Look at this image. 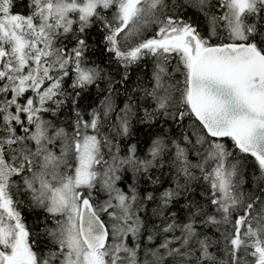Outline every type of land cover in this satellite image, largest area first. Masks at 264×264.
<instances>
[{
    "label": "snow or ice",
    "instance_id": "1",
    "mask_svg": "<svg viewBox=\"0 0 264 264\" xmlns=\"http://www.w3.org/2000/svg\"><path fill=\"white\" fill-rule=\"evenodd\" d=\"M0 264H264V0H0Z\"/></svg>",
    "mask_w": 264,
    "mask_h": 264
},
{
    "label": "trees",
    "instance_id": "2",
    "mask_svg": "<svg viewBox=\"0 0 264 264\" xmlns=\"http://www.w3.org/2000/svg\"><path fill=\"white\" fill-rule=\"evenodd\" d=\"M96 37H95V34L93 35V42L95 41ZM93 59L96 60V62L98 64H100V66L102 68L105 69L106 72H109V73H113V69L115 68V65H109L107 63V54H105V57L104 58H101L99 55H96V56H93ZM122 71V69H121ZM114 74V73H113ZM142 75V72L137 69L135 66H133L131 72H130V79H129V88H131L132 86H134L136 80H137V77L138 76H141ZM118 78V77H117ZM68 83L70 84L71 81H68ZM101 87H103V83L101 84ZM84 99L81 101V106L84 107V106H89L92 104V101L89 99V96L91 95L92 97H95L96 95V89L93 87L91 88L89 91H86L84 94ZM123 101H124V97L121 96L117 99V104L122 107L123 106ZM136 127H139V125H135ZM139 139H140V147L142 149L141 151V155L143 154V150L146 149V140H147V137L144 136V133L143 131H141L140 133V136H139ZM132 142H135V140H133ZM228 143L230 144V141H228ZM154 175H159V172H155ZM148 186V185H146ZM168 184L165 183L158 191H157V195L159 194V191H162L163 190V187H167ZM181 204H183V200H181ZM152 207H155V205H151L149 207V212L151 211V208ZM180 205H176L172 208V211H178ZM30 219V217H29Z\"/></svg>",
    "mask_w": 264,
    "mask_h": 264
}]
</instances>
